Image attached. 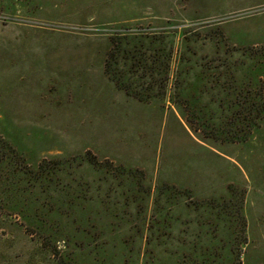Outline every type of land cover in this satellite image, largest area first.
I'll list each match as a JSON object with an SVG mask.
<instances>
[{"label":"rangeland","instance_id":"obj_1","mask_svg":"<svg viewBox=\"0 0 264 264\" xmlns=\"http://www.w3.org/2000/svg\"><path fill=\"white\" fill-rule=\"evenodd\" d=\"M116 37L172 43L165 89L159 50L153 81L119 59L148 100L109 78ZM250 46L264 0H0V264H264L257 56L219 92L194 64Z\"/></svg>","mask_w":264,"mask_h":264},{"label":"trees","instance_id":"obj_2","mask_svg":"<svg viewBox=\"0 0 264 264\" xmlns=\"http://www.w3.org/2000/svg\"><path fill=\"white\" fill-rule=\"evenodd\" d=\"M157 37L150 38L148 42V46L145 49L142 48V43H134L131 47L122 46L121 38L116 37L114 40V45L108 54L105 61V71L108 73L109 78L112 79L115 84L123 88L127 94L133 95L141 100H148L151 97V88L146 87L141 88L138 86H133L130 83H127L124 78V69L118 68L119 59L122 62V65L126 66V62L129 60L130 65L126 73L132 75H148L149 79L153 81V73L155 72V62L158 58L157 54L158 50L162 51L161 61L163 64L162 74L160 77V86L165 89V80L167 78V72L169 71V59L172 55V43L170 41L162 42V40ZM137 40H140L139 38ZM142 41V40H141ZM160 42L163 45L153 46L154 42ZM148 50V52H147ZM240 50V54L243 57H254L255 58L253 64L248 67V70L245 72L247 77L244 86L237 91L242 96V102L236 101L237 103L242 104L241 108H237L235 113H242V110H248V106H255L254 116L257 118L261 117L263 108H264V52L260 51L259 48H254L252 46L245 48H229L225 47L223 50L224 57L215 56L209 57L207 54L204 56H200L194 60V64L200 66L202 69L201 77L205 78V80L211 82V88L216 87L219 90H226L227 88V79L234 77L235 70L231 68V65L226 61V58L232 54L233 51ZM195 54V52H192ZM181 60L188 61L187 57H181ZM142 67V71L137 72L138 66ZM121 67V66H120ZM232 69V70H231ZM256 70V71H254ZM158 72V71H157ZM155 72V73H157ZM159 73V72H158ZM228 75V76H227ZM232 83H229V86H232ZM164 89L162 91L164 92ZM160 90V89H159ZM161 91V90H160ZM161 91V92H162ZM175 92V91H174ZM253 96V97H252ZM222 98L219 99V106H222ZM235 102V103H236ZM249 112V110L247 111ZM245 120L247 119L246 114L242 116ZM87 160L90 163H95L96 159L89 152L86 154ZM131 171V170H128ZM127 171V172H128ZM129 173V172H128Z\"/></svg>","mask_w":264,"mask_h":264}]
</instances>
